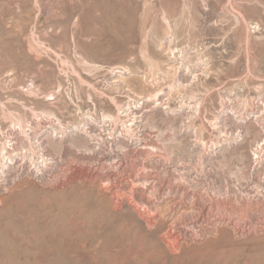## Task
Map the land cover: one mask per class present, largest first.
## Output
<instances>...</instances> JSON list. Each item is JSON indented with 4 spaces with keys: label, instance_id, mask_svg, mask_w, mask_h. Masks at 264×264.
<instances>
[{
    "label": "rangeland",
    "instance_id": "obj_1",
    "mask_svg": "<svg viewBox=\"0 0 264 264\" xmlns=\"http://www.w3.org/2000/svg\"><path fill=\"white\" fill-rule=\"evenodd\" d=\"M259 135L264 0H0V264H264Z\"/></svg>",
    "mask_w": 264,
    "mask_h": 264
},
{
    "label": "bare ground",
    "instance_id": "obj_2",
    "mask_svg": "<svg viewBox=\"0 0 264 264\" xmlns=\"http://www.w3.org/2000/svg\"><path fill=\"white\" fill-rule=\"evenodd\" d=\"M170 49V48H169ZM171 53H172V49H171ZM149 57V56H148ZM150 62V61H149ZM189 66V65H188ZM189 70H191V68L190 67H188V71ZM122 71H123V68H122ZM127 71V73H128V69L126 70V67H125V69H124V72H126ZM186 78V77H185ZM183 81V80H182ZM154 96H157V93L156 94H154ZM140 97H142V96H140ZM150 97V96H149ZM149 100V99H148ZM157 100H160V97L157 99ZM202 101V100H201ZM146 102V101H145ZM144 101H142L141 103H140V105H137V106H134V107H132V106H130V105H126L124 108H123V110L121 111V112H123L124 114H123V116H127V117H129L130 119V121H131V124L129 125V128H128V126H127V130L129 131V139L131 138V140H133L132 142H134V145H135V147L136 148H138V150H147L148 151V153H150L149 151V149H150V145H148V142H147V140L145 139V135H147V133L146 132H148L149 130V127H148V121H147V112L146 111H144V109H145V107H147V103H145ZM201 104V103H200ZM195 106V105H194ZM188 107V106H187ZM122 109V108H121ZM228 113L227 112H225V114H224V117L225 118H227L226 116H228L227 115ZM120 115H121V113H120ZM119 115V113H117V114H115V115H113V114H109V113H103L102 114V118H101V121H103V122H106L107 123V120H108V118L112 121V123H114V124H116V121L117 120H119L120 119V117H122V116H120ZM123 119V118H122ZM122 119H120L121 121H122ZM251 119H253V118H251ZM256 120V119H255ZM254 120V121H255ZM110 121V122H111ZM129 121V122H130ZM243 122V121H242ZM248 122H249V124L252 122V120H248ZM105 123V124H106ZM123 123H124V121H123ZM243 123H245V120H244V122ZM111 124V123H110ZM128 124V123H127ZM104 125V124H103ZM102 125V127H106L105 125L103 126ZM246 125H248V124H246ZM113 126V124L111 125V127ZM92 126H90V128H91ZM109 127V126H108ZM148 127V128H147ZM217 127H219V126H217ZM125 128V127H124ZM104 129V128H103ZM108 129V128H107ZM114 129H115V127H114ZM126 129V128H125ZM93 130V129H92ZM110 130V129H109ZM105 131V130H104ZM102 132V131H101ZM107 132H108V130H107ZM111 132H113V130L111 131ZM125 133V132H124ZM123 133V134H124ZM128 134V133H127ZM99 135V134H98ZM110 135H111V133H110ZM109 135V140H111V139H113L111 136ZM115 135V134H114ZM126 135V134H125ZM100 136V135H99ZM103 136V135H102ZM107 136V135H106ZM105 136V137H106ZM258 136V135H257ZM261 136L262 135H259V140L257 139V142L259 143L262 139H264V137L263 138H261ZM101 137V136H100ZM104 137V138H105ZM126 138V137H125ZM128 138V137H127ZM119 139V138H118ZM123 139V137L121 136L120 137V141L122 142V141H125V140H122ZM200 139H201V137H200ZM102 140H104V139H102ZM116 140H117V137H116ZM119 141V140H118ZM119 141V142H120ZM130 141V140H129ZM198 141V140H197ZM99 142H100V140H99ZM102 142V141H101ZM113 142V141H112ZM121 142L119 143V144H121ZM128 143H130V142H127V144ZM99 144V143H98ZM108 144V143H107ZM107 144H106V147H107ZM117 144V143H116ZM204 144H205V142H204ZM217 144V143H216ZM264 144V143H263ZM39 146H40V142H39V144H38ZM104 145V144H103ZM110 145H111V143H110ZM122 145L123 146H125L124 145V143H122ZM194 145V144H193ZM115 146V145H114ZM133 146V145H132ZM261 146V145H260ZM264 146V145H263ZM263 146H261L260 147V150L258 151V152H255L256 154H259L260 153V151L261 152H263L264 151V147ZM10 147V146H9ZM86 147H88V145L86 146ZM89 147H91V148H94V146H92V144H89ZM111 147V146H110ZM118 147V146H117ZM120 147H121V145H120ZM128 147V146H127ZM130 147V146H129ZM115 148V147H114ZM113 148V149H114ZM124 148V147H123ZM109 149V148H108ZM107 149V150H108ZM118 149V148H117ZM116 149V150H117ZM129 149V148H128ZM133 149V148H132ZM1 151L0 152H3V151H5V152H3V153H5L6 155H8L7 153H9L8 151H7V144L6 143H3L2 145H1V149H0ZM103 150H104V148H103ZM112 150V149H111ZM14 151L15 150H13V152H11L10 153V155H9V159H10V162L9 163H7V161H5L2 165L0 164V174H2V173H4V172H6L5 171V169H4V166H10V163H11V161L13 160V156H11V154L12 153H14ZM90 151H92V149L90 150ZM96 151V150H95ZM106 151V150H105ZM113 151V150H112ZM112 151H111V153H112ZM115 151V150H114ZM125 151V150H124ZM134 151V150H133ZM200 151H202V150H200ZM204 151V150H203ZM120 152V151H119ZM119 152H115L116 154H108L107 155V157L105 158V159H107L108 160V162L110 161V164H111V166L108 168V169H106L105 171H104V173L105 174H107L108 176H116L118 173L120 174V172L122 171H124L125 169H126V163H125V160L123 159V154L124 153H119ZM135 152H136V150H135ZM141 152H143V151H141ZM36 153V152H35ZM105 153V152H104ZM108 153V152H107ZM127 153V152H126ZM147 153V152H146ZM16 154V153H15ZM106 154V153H105ZM145 154V153H144ZM206 154V153H205ZM1 155H2V153H1ZM123 155V156H122ZM260 155V154H259ZM38 158H39V160L40 161H37L36 162V164L38 165V168L41 166L40 165V163L41 164H44V165H47L48 164V161H49V158H48V155L43 151V150H41L39 153H38ZM126 156H127V154H126ZM23 157H25V156H23ZM124 158H125V156H124ZM8 159V160H9ZM23 160V159H22ZM14 161H16V160H14ZM19 162V161H18ZM22 162V161H21ZM131 162V161H130ZM2 163V162H1ZM26 163V162H25ZM14 164V163H13ZM50 164V163H49ZM15 165V164H14ZM22 165V164H21ZM36 165V166H37ZM51 165V164H50ZM25 166V165H24ZM23 166V167H24ZM14 167V166H13ZM16 167V166H15ZM19 167V166H18ZM29 167V166H28ZM180 167V166H179ZM25 168V167H24ZM37 168V167H36ZM18 169V168H17ZM17 169H15V170H17ZM42 169V168H41ZM21 171V170H20ZM39 171V170H38ZM174 171V170H173ZM27 172H28V170H27ZM26 172V173H27ZM77 172H79L78 171V168H77ZM8 173V172H7ZM29 173H30V170H29ZM37 173V172H36ZM74 173H76V172H74ZM80 173V172H79ZM124 173V172H123ZM15 174V173H14ZM17 174H18V172H17ZM20 174V173H19ZM28 174V173H27ZM175 174V173H174ZM177 174V173H176ZM4 175V174H3ZM3 175H0V177L1 176H3ZM12 175V174H11ZM34 175V174H33ZM78 175V174H77ZM84 176L86 175L87 177H93L94 176V172H85V174H83ZM121 175V174H120ZM35 176V175H34ZM82 176V175H81ZM85 176V177H86ZM105 176V175H104ZM107 176V177H108ZM131 176V175H130ZM134 176V175H133ZM175 176V175H174ZM9 177H10V174H9ZM117 177V176H116ZM137 177V176H136ZM12 178H14V177H12ZM98 178V177H97ZM101 178H102V175H101ZM112 178V177H111ZM118 178V177H117ZM116 178V179H117ZM131 178H132V176H131ZM120 179V178H119ZM134 179V178H133ZM138 179V178H137ZM12 180V179H11ZM95 180V179H94ZM105 180V179H104ZM111 180V179H110ZM118 180V179H117ZM167 181V180H166ZM116 182V181H115ZM131 182V181H130ZM151 182V181H150ZM120 183V182H119ZM124 183V182H123ZM132 183V182H131ZM144 183V182H143ZM138 184H140V183H138ZM137 184V185H138ZM170 184V183H169ZM4 185H5V181L4 180H1L0 179V187L2 186V187H4ZM114 185V184H113ZM122 185V184H121ZM134 185V184H133ZM175 185V184H174ZM117 186V185H116ZM125 186V185H124ZM154 186V185H153ZM143 187V186H142ZM159 187H160V185H159ZM158 188V187H157ZM176 188V187H175ZM145 189V188H144ZM161 189V188H160ZM178 189V188H177ZM142 190V189H141ZM147 190V189H146ZM151 190H153L154 191V189H151ZM176 190V189H175ZM169 191H170V189H169ZM166 194H167V192H166ZM184 194H185V190H184ZM149 195V194H148ZM147 195V196H148ZM186 195V194H185ZM146 196V197H147ZM167 196V195H166ZM194 200V199H193ZM198 200V199H197ZM196 200V201H197ZM202 201V200H201ZM163 202V201H162ZM186 202V201H185ZM206 204V203H205ZM212 204V203H211ZM192 205V204H191ZM213 205V204H212ZM190 207V206H189ZM147 208V207H146ZM148 208H150V207H148ZM203 208V207H202ZM214 208V207H213ZM207 210H209V209H207ZM200 215V214H199ZM156 217V216H155ZM199 217V216H198ZM203 218V217H202ZM191 220V219H190ZM193 221V220H192ZM219 221V220H218ZM210 222H211V220H210ZM196 223V222H195ZM201 225V224H200ZM172 230V229H171ZM170 234V233H169ZM176 236V235H175Z\"/></svg>",
    "mask_w": 264,
    "mask_h": 264
}]
</instances>
